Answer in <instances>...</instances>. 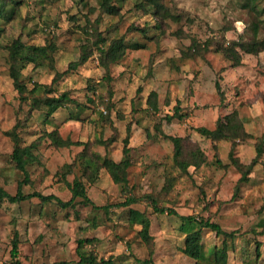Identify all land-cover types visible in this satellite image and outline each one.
<instances>
[{"label":"rangeland","instance_id":"1","mask_svg":"<svg viewBox=\"0 0 264 264\" xmlns=\"http://www.w3.org/2000/svg\"><path fill=\"white\" fill-rule=\"evenodd\" d=\"M102 1L5 0L0 12V186L12 194L25 180L4 132L28 115L18 128L20 145L39 141L25 157L28 180L22 191L67 201L66 181L76 177L94 204L80 197L66 207L37 196L18 202L1 197L0 264H83L78 240H84L81 254L110 260L100 264H217L214 251L223 247L228 264H264V152L238 181L231 142L211 141L195 129L214 128L217 117L240 111L255 138L239 142L233 156L245 164L255 156L254 142L264 134V50L252 54L237 48L240 64L233 65L224 49L232 40L264 39V0H112L118 14L103 13ZM120 36L124 55L105 69L100 48ZM15 39L22 42L16 68L26 94L68 93L70 101L53 114H47L48 102L31 113L29 103L20 102L9 73L8 48ZM33 45L45 46V53ZM82 53L89 54L87 60L70 67ZM46 85L51 92H45ZM153 99L156 110L150 107ZM177 103L182 117L167 121ZM55 130L79 143L55 146L47 135ZM163 133L188 138L181 159L197 142L205 162L181 170ZM126 137V183L113 182L104 167L84 170L79 158L84 147L118 161ZM155 203L163 210L155 211ZM131 208L148 217L149 239L140 233L138 217L131 221ZM199 220L218 223L233 235L202 227V252L193 258L182 248L186 233L200 228Z\"/></svg>","mask_w":264,"mask_h":264},{"label":"trees","instance_id":"2","mask_svg":"<svg viewBox=\"0 0 264 264\" xmlns=\"http://www.w3.org/2000/svg\"><path fill=\"white\" fill-rule=\"evenodd\" d=\"M5 0H0V12H2L4 9V3ZM142 2H147L151 4H157L155 0H142ZM141 3V2H140ZM102 12L108 13V14H118V6H115V4L112 2V0H103L102 1ZM102 40V38H100ZM105 38H103V41ZM102 41V42H103ZM231 47H227L224 49V55L229 59L232 60L233 65L240 64V57L241 54L238 51L237 48L243 50L247 53L257 54L264 50V39L263 40H251L248 42L238 40H232ZM98 40L95 41L97 43ZM97 45V44H94ZM136 48L142 47L140 44L134 45ZM49 51L50 53L55 50V45L52 43L49 45ZM21 48H22V42L18 39L13 40L9 50V60H10V76L12 78L13 87L17 90L18 96L20 99V102H28L29 103V113L33 109H36L40 106L42 102H48L49 104V110L47 112L48 115L53 114L58 108L65 105V103L70 101V97L67 92H62L58 96L50 97L48 95L44 97H34V96H28L26 94V85L24 82H22L20 78V72L16 68V62L20 59H23V56L21 55ZM124 39L123 36L115 37L111 40L107 48H100V55L102 58V61L100 62V65L104 67L105 69L108 68V64L112 61L120 59L124 55ZM32 49L36 52L45 53V46H36L33 45ZM191 49H195L194 46L191 45ZM236 49V50H235ZM92 51V50H91ZM232 51V52H231ZM231 52V53H230ZM89 54H80L79 58L69 64L70 67H76L83 62H85L88 58ZM218 87V84H217ZM35 89V88H34ZM51 86L46 85L45 92H51ZM152 95L155 94L154 92L150 93ZM154 102H150V107L152 109H157V102L156 99H153ZM179 104H175L174 106V112L172 114H167L166 120L170 121L173 117L181 118L182 114H179ZM28 119V115H26L23 119H17L15 124L6 130L4 133L11 139L12 141V152H11V158L15 162V167L22 172V174L25 177L24 181L28 180V170H27V164L25 161V157L32 154V149L36 147L39 140H36L34 142H31L28 145H20V135L18 133V128L23 127L25 125V121ZM196 131L200 132L205 137L209 138L211 141H220V140H228L231 142V145L234 149V147L239 142H246L253 138V135L249 133L242 121V119L239 116V113L237 110L233 109L230 112L226 113L222 117H218L216 120L214 128H207L205 126H198L195 127ZM48 137L51 139L52 143L55 146L58 147H68L72 144H78L79 142H75L70 140L69 138H63L60 136L57 130L53 132H49L47 134ZM163 136L169 140H171L173 144V161L177 167H179L181 170L187 172L189 167L192 166L194 168L199 167L202 163L206 160V152L199 147L197 142L193 143L196 145L195 149H192L189 151V154L185 156V158L181 159L182 154V143L188 141V138L186 136H176V135H170L163 133ZM124 146H123V157L122 159L116 161L112 158L107 157L106 155L102 156L99 153L90 152L87 150L86 147L83 148V150L80 152L79 158L85 161L86 166L84 170L92 169V171L97 169L99 167H104L113 182L115 183H126L127 177H126V168L130 164V160L128 157V153L130 150V146H128V137H126L124 140ZM104 143V142H103ZM233 149L230 151V159L232 161V164L238 169V171L241 173V176L239 177L238 181L245 180L249 173L252 171L253 166L258 162V159L262 156L264 152V134L257 137V140L254 142V149H255V156L252 158V160L249 163H243L241 162L238 157L233 156ZM219 161V160H217ZM68 172V171H67ZM66 173V172H64ZM90 181L91 179H87ZM19 182L16 188V191L14 193H9L5 191L0 186V198L5 197L11 202H18L22 200L29 199L31 197L37 196L40 198V201H50L55 200L58 204H60L63 207L66 206H72L74 205V199L77 197L82 198L86 203L93 204V201L87 196L86 194V188L85 183L79 179L74 177L71 182L66 181V185L69 188L71 192V197L67 201H62L59 198L55 197L53 194H47L44 195L41 192L38 191H32V192H23L21 188V184L24 182ZM151 197V195H150ZM152 198V197H151ZM153 200V199H152ZM128 201L121 202V205H126ZM155 211H162V208H157L156 203L153 205ZM131 212V221H134V217H138V222L142 225L140 233L143 235L144 238L149 239L148 234V228H149V219L144 214V212H141L136 209H130ZM173 213H175L173 210H169ZM183 217V216H182ZM191 217V216H188ZM200 228L193 229L186 233L185 240H184V246L182 248V251L187 254L190 257L197 258L202 252V242H201V228L207 227L213 231H215L217 234H224L225 236H232V233H227L218 223L209 221V220H199ZM264 233V230H262ZM84 240H78V245L76 247V251L80 256V263L83 264H100V263H108L110 260L105 259H98L97 256L94 253H89L87 255H83L80 253V245L83 243ZM11 256L13 258L16 257L18 253V241L17 239H13L12 242V248L10 250ZM214 261L217 264H228V255L226 251V247L223 248H216L214 251ZM144 262H147L144 260ZM65 263L64 261H58V262H52L50 264H60Z\"/></svg>","mask_w":264,"mask_h":264},{"label":"crops","instance_id":"3","mask_svg":"<svg viewBox=\"0 0 264 264\" xmlns=\"http://www.w3.org/2000/svg\"><path fill=\"white\" fill-rule=\"evenodd\" d=\"M260 53V52H259ZM227 113V112H226ZM225 113V114H226ZM239 113V116H240V118L242 119V121H243V123H244V126H245V128H246V130L249 132V133H251L252 135H253V133H252V131L251 130H249L248 129V126H247V121H246V118H245V116H244V114L243 113H241L240 111L238 112ZM224 114V115H225ZM255 116H256V114H255ZM254 116V117H255ZM218 119V117L216 118V120ZM216 120H215V122H216ZM198 126H202V125H196L195 127H198ZM255 137L253 136V138L252 139H250L249 141H246V143H248V142H251V140H253ZM254 142V141H253ZM245 142H244V144H246ZM239 145H241V144H237L236 146L237 147H239ZM255 150V149H254Z\"/></svg>","mask_w":264,"mask_h":264}]
</instances>
